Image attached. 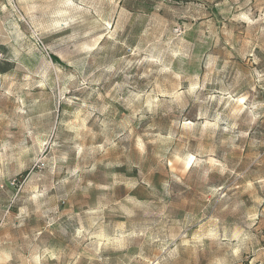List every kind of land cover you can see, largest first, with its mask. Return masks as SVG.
Segmentation results:
<instances>
[{
  "label": "rangeland",
  "instance_id": "obj_1",
  "mask_svg": "<svg viewBox=\"0 0 264 264\" xmlns=\"http://www.w3.org/2000/svg\"><path fill=\"white\" fill-rule=\"evenodd\" d=\"M165 3L169 8L182 5L175 24L169 19L175 12L152 15L153 7L147 0H136V8L148 10L136 24L140 30H159L165 42L170 35L177 38L170 47L175 50L172 70L183 71L173 82L179 83L180 91L169 93L172 104L161 107L163 95L158 98L154 114L149 112L143 119L137 116L130 124L129 139L115 148L106 147L102 136L89 135L81 141L76 133L65 132L58 142L59 152L68 153L66 161H59L55 170L46 161L33 163L13 178L15 183L9 180L5 184L8 199L0 202V264H232L227 245L244 236L254 239L245 241L248 250L240 253L242 264H264V86L253 88L245 71L255 68L264 77V49L256 47L259 63L250 65L251 56L245 57L250 50L248 42L255 45L257 40L234 30L235 22L229 15L230 9L235 14L234 0ZM0 5L7 9L0 11L3 116L11 118L17 108L16 97L6 94L9 91L18 92L23 87L25 104L29 105L43 103L51 94L50 89L35 88L27 96L32 73H36L38 80H56L61 97L57 106L64 123L79 127L76 112L78 102L84 101L96 108L110 106V117L122 128L129 126L127 118L133 112L122 104L107 99L102 105L96 96L88 99L87 90L72 89L67 95L59 91L57 73L75 74V70L61 52L49 51V47L55 48L62 37L71 34L70 29L38 36L20 0H12L11 5L0 0ZM109 11L105 5V14ZM118 19L125 31L131 27L127 13ZM111 27L116 28L115 21ZM22 37L32 45L39 43L40 51L33 55ZM259 39L264 41V37ZM106 43L107 37L100 47ZM107 55L100 53L97 64L103 65ZM123 55L131 58L126 49ZM194 57L196 70L190 65ZM92 71L91 67L84 69L85 76ZM130 74L135 76L136 70ZM245 76H249L248 81ZM191 80L197 85L210 81L198 98L182 94L190 87L197 91ZM124 82L123 75L112 81ZM234 84L238 87L230 90ZM101 89V96L107 95L103 85ZM140 90L150 91L147 80L140 82ZM209 94H215L219 101L214 99L211 106L203 103ZM69 100L77 103L69 104ZM97 118L104 119L97 112L85 121L93 133L99 131ZM23 119L26 117L21 123ZM50 152L49 146L44 155ZM33 186L37 199L25 205L26 189L33 190ZM49 188L46 197H39ZM81 227L84 231L78 237ZM132 231L137 235L115 248L100 243L94 250L91 241L84 238L106 239ZM14 247L19 248L18 257L10 260Z\"/></svg>",
  "mask_w": 264,
  "mask_h": 264
},
{
  "label": "clouds",
  "instance_id": "obj_2",
  "mask_svg": "<svg viewBox=\"0 0 264 264\" xmlns=\"http://www.w3.org/2000/svg\"><path fill=\"white\" fill-rule=\"evenodd\" d=\"M147 2L152 4V15H158L162 11L166 14L175 12L174 17H169L173 24L176 23L181 14L182 5L169 8L165 0H147ZM202 2H206V0H202ZM225 2L227 3L228 0ZM8 3L11 5L12 0H8ZM20 3L25 8L27 19L31 21L38 36H49L58 30H71V34L62 37L59 43H56L55 48L49 47V51L58 50L61 52L66 62L75 70V74H67L63 70L57 73L61 85L59 91L63 95H67L72 89L87 90L88 99H91V96H96L102 105L103 101L111 99L131 110L133 115L127 118L129 126L122 128L114 118L110 117L108 111L110 106L96 108L84 101H79L76 112V116L80 118L79 127H72L60 120L61 110L57 106V101L61 97L57 95L56 80L51 77L47 80H38L35 78L37 74L32 73L33 79L31 86L27 89V96H31V91L35 88L50 89L51 94L44 98L43 103L29 105L25 104L27 97L24 95L25 89L23 87L18 92L9 91L6 93L16 97L17 108L11 118L0 113V202H5L8 199L9 189L5 187V184L9 180L15 183L13 178L33 163L46 161L49 167L55 170L59 161L67 160L68 153L59 152L61 145L58 142L59 137L63 136L65 132L76 133V138L81 141L87 139L89 135L102 136L105 138L106 147L110 149L128 140L131 133V122L137 116L143 119L149 112L154 114L153 105L158 98L163 95V98L160 99L161 107L172 104L169 93L174 94L180 91L179 83L173 82L178 81L183 71L182 69L180 71L172 70L175 50H170V47L172 41L177 39L174 34L170 35L169 40L165 42L163 33L159 30H140V27L137 26V18L146 16L148 10L136 8V0H20ZM105 5L110 8L107 14L104 12ZM234 5L235 14L233 15L232 10H229V15L235 22L234 30L240 33L247 32L252 39L257 40L255 45L251 41L248 42L250 50L245 53V57L251 56L250 65L258 64L259 60L254 53L256 47L264 49V41L259 39L264 37V0H256L255 4H253V0H234ZM0 11H7V9L0 5ZM13 11L15 12L14 7ZM36 13H39L38 17ZM123 13H127L132 19V25L127 31L118 19ZM20 19L23 20L25 17H20ZM113 21L116 22L115 29L111 27ZM96 33H102V35H96ZM117 33H120L119 38H117ZM105 37L109 43L100 47V42ZM21 39L26 40L27 44L32 47L33 55L40 51L41 45L39 43L32 45L27 38L22 37ZM32 39H38V37H32ZM20 47L23 48L24 44L21 43ZM125 49L131 58L129 55H123ZM105 52L108 55L104 58V64H97V61L101 59L100 53ZM0 59L3 57L0 56ZM90 61L91 65L89 64ZM181 64H183L182 58ZM190 65L193 70L198 67L195 57ZM89 67L94 71L90 76H85L84 69ZM133 69L136 70L135 76L130 74ZM221 71L226 70L222 69ZM245 71L251 77L250 85L253 88L264 86V77L255 68ZM121 75L125 77V82L113 84L112 81ZM249 76H245L243 79L248 81ZM236 79L237 81L241 79L239 74H237ZM144 80L148 81L149 92L140 90V82ZM209 82L206 80L203 84L197 85L195 80H191L190 84L196 87L197 91L193 92L190 87L187 92L182 94L198 98L199 95H203L205 85ZM218 82L223 83V81ZM101 85H103V90L107 92L105 96H101ZM235 87H238V84H234L230 90ZM224 98H227L226 95ZM214 99L219 101L215 94H209L202 102L211 106ZM67 103L73 104L77 101L69 100ZM169 111H171L170 107ZM97 112L104 119H96L95 124L99 125V131L93 133L91 129L85 126V121L91 120ZM25 117L26 119H23L21 123V118ZM13 129L17 131H13ZM118 131L119 135H117ZM246 135L247 133H240V136ZM54 137L57 138L56 143H53ZM29 141H31V147H28ZM65 143L68 142L65 141ZM49 146L52 148V152L49 153V156H45L44 150ZM89 155H92L91 151ZM61 183L66 182L62 181ZM52 187L58 188L60 185ZM34 190L35 186H33V190L26 189L28 199L25 200V205L36 201L37 197L33 195ZM48 191L50 188L40 192L39 197H46ZM83 231L84 229L81 227L77 231V236L80 237ZM136 235L137 233L132 231L116 233L113 237L106 239L90 235L84 238L91 241V246L95 250L100 243H103L105 248L109 246L119 247L122 241H130ZM252 239L254 237L244 236L242 239H237L235 244L229 242L227 247H229L232 264H242L240 253L248 250L245 241ZM163 243L167 245L168 241L165 240ZM32 251L35 253V248ZM18 252V247L12 248L9 259L18 257Z\"/></svg>",
  "mask_w": 264,
  "mask_h": 264
}]
</instances>
